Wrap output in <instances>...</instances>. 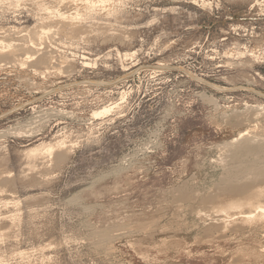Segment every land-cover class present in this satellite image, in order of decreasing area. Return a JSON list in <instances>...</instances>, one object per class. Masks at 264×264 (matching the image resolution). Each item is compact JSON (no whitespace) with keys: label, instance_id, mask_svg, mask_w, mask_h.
Instances as JSON below:
<instances>
[{"label":"rangeland","instance_id":"obj_1","mask_svg":"<svg viewBox=\"0 0 264 264\" xmlns=\"http://www.w3.org/2000/svg\"><path fill=\"white\" fill-rule=\"evenodd\" d=\"M43 1L0 0V264H264L198 213L264 184V0Z\"/></svg>","mask_w":264,"mask_h":264},{"label":"bare ground","instance_id":"obj_2","mask_svg":"<svg viewBox=\"0 0 264 264\" xmlns=\"http://www.w3.org/2000/svg\"><path fill=\"white\" fill-rule=\"evenodd\" d=\"M15 1L18 2V4L21 3V0H15ZM36 1H37L36 4L42 6L46 11L50 13L55 12L59 16L58 19L60 21H67V22L70 21L71 23L75 22L74 19H76L78 15L77 11L68 13L67 11H62L61 9L62 7L59 8V7H54L53 5H47L46 2L44 1L40 2V0H36ZM55 1L59 3L58 5H60L64 3V1H73V0H55ZM88 1L92 3L94 0H88ZM108 1L109 0H100L101 3H105ZM40 26H41L40 29L41 31L40 32L35 31L34 35L30 36L29 38V41L32 44H34L36 41L41 42L44 39V36L42 34L48 33L49 30L48 28L44 27L43 24ZM5 48L8 50H12L14 47L10 42L4 43V41H0V51H2ZM113 106L105 105L99 109L93 110L91 114L92 118L98 119L104 115L109 114L112 111ZM243 135H244L243 133H240L239 137H242ZM234 140H236V138ZM64 143L65 142L63 140H58L54 144H46V145L42 144L40 146L30 148L28 151L30 153L43 151L44 153L52 154L55 149L61 148L64 145ZM258 184L257 186H255V184L254 186H252V184L251 185L248 184V186L247 185L238 186V184L237 186L234 187L232 186L229 193L230 198L226 199L222 203H219L217 208L214 210L213 214L207 213L206 211L201 209H198V213L199 214L204 213L205 215L209 214L211 216L210 218L218 216L219 217L218 219L221 220L222 222L221 225L223 226L221 229L223 231L227 230V228L229 229V227L232 228L233 227H238V228L264 227V184H259V185ZM204 214H201V216ZM261 251L263 253L264 248Z\"/></svg>","mask_w":264,"mask_h":264}]
</instances>
